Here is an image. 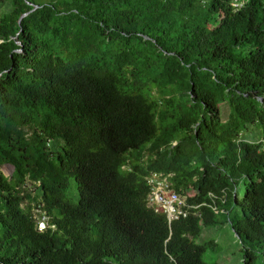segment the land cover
I'll use <instances>...</instances> for the list:
<instances>
[{
    "label": "trees",
    "instance_id": "trees-1",
    "mask_svg": "<svg viewBox=\"0 0 264 264\" xmlns=\"http://www.w3.org/2000/svg\"><path fill=\"white\" fill-rule=\"evenodd\" d=\"M8 1L0 264H207L218 214L264 264V0Z\"/></svg>",
    "mask_w": 264,
    "mask_h": 264
},
{
    "label": "rangeland",
    "instance_id": "rangeland-1",
    "mask_svg": "<svg viewBox=\"0 0 264 264\" xmlns=\"http://www.w3.org/2000/svg\"><path fill=\"white\" fill-rule=\"evenodd\" d=\"M9 8L10 2L8 0H0V16L7 13ZM222 108V111L226 113V108L223 106ZM159 187L164 188L165 185L160 183ZM189 194L192 193L189 192ZM169 219L171 220L170 217ZM195 241L198 244H213H211L212 246H209V244L203 253V261L207 264L214 262L219 264H242L240 241L222 214L217 215L216 224L202 226L201 233ZM255 264H261V258H257Z\"/></svg>",
    "mask_w": 264,
    "mask_h": 264
},
{
    "label": "built area",
    "instance_id": "built-area-1",
    "mask_svg": "<svg viewBox=\"0 0 264 264\" xmlns=\"http://www.w3.org/2000/svg\"><path fill=\"white\" fill-rule=\"evenodd\" d=\"M242 1H234V7L242 6ZM164 181H163V180ZM148 183L151 185L152 190L149 196V203L151 205L160 207L172 218H176L179 215L185 216L186 212L182 210L181 206L184 204L183 198H181L176 192L171 191L167 187L165 178L162 176L153 174L148 179ZM160 183L165 185L164 188L159 187ZM44 227V223L41 221L39 223V229Z\"/></svg>",
    "mask_w": 264,
    "mask_h": 264
},
{
    "label": "water",
    "instance_id": "water-1",
    "mask_svg": "<svg viewBox=\"0 0 264 264\" xmlns=\"http://www.w3.org/2000/svg\"><path fill=\"white\" fill-rule=\"evenodd\" d=\"M35 8H37V5H35L34 7H33V9L32 10H34ZM31 10V11H32ZM28 13V12H27ZM27 13H24L22 16H25V15H27Z\"/></svg>",
    "mask_w": 264,
    "mask_h": 264
}]
</instances>
